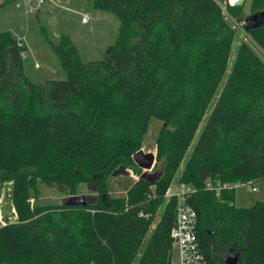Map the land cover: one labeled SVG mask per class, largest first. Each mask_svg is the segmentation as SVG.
<instances>
[{
    "label": "trees",
    "instance_id": "16d2710c",
    "mask_svg": "<svg viewBox=\"0 0 264 264\" xmlns=\"http://www.w3.org/2000/svg\"><path fill=\"white\" fill-rule=\"evenodd\" d=\"M223 1L94 0L120 22L114 45L84 63L62 35L51 46L67 78L45 84L25 74V42L0 32V181L13 184L18 218L0 227V264H172L176 203L166 195L180 171L209 263L264 264V202L240 208L235 188L206 189L264 185V25L234 53L248 0ZM249 9L264 13V0ZM152 119L162 124L155 185L133 162ZM120 166L139 178L114 198ZM41 184L68 196L86 184L97 197L86 196L88 207L34 206Z\"/></svg>",
    "mask_w": 264,
    "mask_h": 264
},
{
    "label": "rangeland",
    "instance_id": "374dc122",
    "mask_svg": "<svg viewBox=\"0 0 264 264\" xmlns=\"http://www.w3.org/2000/svg\"><path fill=\"white\" fill-rule=\"evenodd\" d=\"M93 1L44 0V3L37 8L38 10L33 9L34 11L31 12L27 0H0V32L10 31L27 45L28 52L24 60V69L25 74L34 83L45 84L47 81L67 78V73L62 68L51 46V43L58 44L62 35L71 38L84 63L103 59L107 49L114 45L120 22L110 13L95 9ZM227 3H229V0H224L222 5L225 7ZM250 3L251 0L246 3L245 17L251 16ZM33 4L36 5L35 2ZM84 18H88V23H83ZM236 26L237 37L233 49L234 53H237L241 42L249 41L246 35L247 32L241 26L237 24ZM257 52L260 53L259 50ZM225 82L226 79L222 87ZM215 99H217V96ZM203 124H205V121ZM161 127L160 122L152 119L143 144V150L146 153L155 154L156 140ZM200 133L201 129L188 151V156H190ZM157 170H160V168L155 165L152 171ZM129 171L130 176L115 178L110 184L109 194L112 197L125 196V189L139 178L132 169H129ZM140 172L142 175L143 172ZM180 175L181 171L170 187V192L179 191ZM251 186L253 188L247 184L239 183L236 185L235 205L237 207L250 208L259 201L264 202L263 183L254 182ZM92 188V186L82 184L79 187L78 195L95 199L97 194ZM38 195L39 201L34 203V206H61L70 197L62 188L43 184L39 185ZM17 221L18 218L12 200V185L9 182L2 183L0 181V227L7 222L16 223ZM153 226L155 227V225ZM232 258H235V256ZM172 264H179V256L176 250L172 252Z\"/></svg>",
    "mask_w": 264,
    "mask_h": 264
},
{
    "label": "built area",
    "instance_id": "2783aa9c",
    "mask_svg": "<svg viewBox=\"0 0 264 264\" xmlns=\"http://www.w3.org/2000/svg\"><path fill=\"white\" fill-rule=\"evenodd\" d=\"M35 2L36 5L33 3ZM44 3V0H27L30 11L38 10ZM83 23H88V18L83 19ZM179 191L168 192L167 202L174 201L175 206V224L171 230L172 252L177 251L179 264H210L204 252L202 244L197 236L198 215L196 210L190 204V198L194 193V188L185 183H178ZM237 184L228 183H206V189L216 193L224 190H232ZM251 188L250 183H247Z\"/></svg>",
    "mask_w": 264,
    "mask_h": 264
},
{
    "label": "water",
    "instance_id": "95a60500",
    "mask_svg": "<svg viewBox=\"0 0 264 264\" xmlns=\"http://www.w3.org/2000/svg\"><path fill=\"white\" fill-rule=\"evenodd\" d=\"M229 4L234 7H239L244 4V0H229ZM236 24L238 26H241L244 31L249 32L264 25V13L254 14L241 20H237ZM133 162L140 170L143 171L140 179L144 180L145 182L151 185H155L164 173L163 169L157 170L156 172H152L156 162V156L153 153H146L144 150H141L133 156ZM130 175L131 173L128 169H126L124 166H120L112 173L111 176L113 178H119L128 177ZM92 190H94V187L92 188ZM63 205L67 207H88L91 205V202L84 195H76L67 198ZM238 262L239 256L237 255L235 258L227 260L225 264H238Z\"/></svg>",
    "mask_w": 264,
    "mask_h": 264
},
{
    "label": "crops",
    "instance_id": "0c3cea01",
    "mask_svg": "<svg viewBox=\"0 0 264 264\" xmlns=\"http://www.w3.org/2000/svg\"><path fill=\"white\" fill-rule=\"evenodd\" d=\"M11 185H12V187H13V184H12V182H9Z\"/></svg>",
    "mask_w": 264,
    "mask_h": 264
},
{
    "label": "flooded vegetation",
    "instance_id": "af4514ba",
    "mask_svg": "<svg viewBox=\"0 0 264 264\" xmlns=\"http://www.w3.org/2000/svg\"><path fill=\"white\" fill-rule=\"evenodd\" d=\"M155 165H156V162H155ZM143 172V171H142ZM153 172V171H152ZM156 172V171H155Z\"/></svg>",
    "mask_w": 264,
    "mask_h": 264
},
{
    "label": "bare ground",
    "instance_id": "6f19581e",
    "mask_svg": "<svg viewBox=\"0 0 264 264\" xmlns=\"http://www.w3.org/2000/svg\"><path fill=\"white\" fill-rule=\"evenodd\" d=\"M233 1H235V0H233Z\"/></svg>",
    "mask_w": 264,
    "mask_h": 264
}]
</instances>
